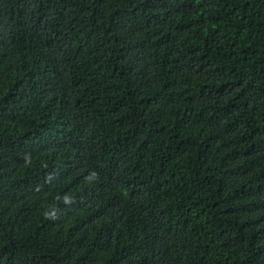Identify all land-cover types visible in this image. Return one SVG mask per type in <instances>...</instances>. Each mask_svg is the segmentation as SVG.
Instances as JSON below:
<instances>
[{"label":"trees","instance_id":"16d2710c","mask_svg":"<svg viewBox=\"0 0 264 264\" xmlns=\"http://www.w3.org/2000/svg\"><path fill=\"white\" fill-rule=\"evenodd\" d=\"M0 264H264V0H0Z\"/></svg>","mask_w":264,"mask_h":264}]
</instances>
